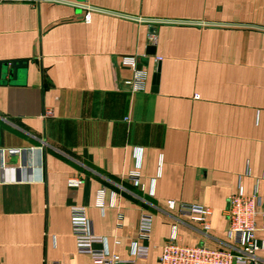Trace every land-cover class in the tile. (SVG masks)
Here are the masks:
<instances>
[{
    "label": "crops",
    "instance_id": "crops-1",
    "mask_svg": "<svg viewBox=\"0 0 264 264\" xmlns=\"http://www.w3.org/2000/svg\"><path fill=\"white\" fill-rule=\"evenodd\" d=\"M126 55L148 69L145 90L122 87ZM19 59L28 67L0 79V149L41 148L42 176L0 154V264H92L77 249L74 205L107 237L96 247L124 259L151 213L150 254L137 264H158L172 237L241 249L229 196L257 193L264 205V0H0V61ZM180 203L211 207L210 229Z\"/></svg>",
    "mask_w": 264,
    "mask_h": 264
},
{
    "label": "built area",
    "instance_id": "built-area-1",
    "mask_svg": "<svg viewBox=\"0 0 264 264\" xmlns=\"http://www.w3.org/2000/svg\"><path fill=\"white\" fill-rule=\"evenodd\" d=\"M85 19L90 20L89 13L86 14ZM150 39L155 41L156 36L152 34ZM121 65L131 70V75L122 80L123 88L130 92L143 91L147 88L149 71L140 64L138 56H123ZM6 151L12 155L22 156L25 163V177L34 179L42 176V166L39 165V161H42V154L37 148L30 150L0 149V154H4ZM129 178L138 185L140 182L139 170L131 172ZM68 184L71 187H79L82 184V178L72 176L68 179ZM97 204L104 206L103 190L98 194ZM168 205L170 208H175L176 202L169 200ZM179 211L200 223L205 230L210 229V218L213 214L211 207L203 204L180 203ZM226 215L228 232L241 249L209 247L205 244H183L172 237L164 244L158 264H264V259H259L257 256L258 251H264V237L258 235L259 231L264 233V205H262L260 196L257 193L248 195L242 190L231 194L228 198ZM258 217L263 218L260 226L257 224ZM71 220L77 249L80 253L89 254L92 257V264H137V260L149 257L150 247L145 241L150 238L153 230L154 217L151 213H142L140 216L138 236L132 245V258L130 259L122 258L118 252L110 251L104 246L96 247L97 243L105 245L107 237L93 232L85 206H72ZM115 243L119 244L120 240L116 239Z\"/></svg>",
    "mask_w": 264,
    "mask_h": 264
},
{
    "label": "water",
    "instance_id": "water-1",
    "mask_svg": "<svg viewBox=\"0 0 264 264\" xmlns=\"http://www.w3.org/2000/svg\"><path fill=\"white\" fill-rule=\"evenodd\" d=\"M148 53L154 54L155 53V46L150 45L148 47ZM29 61L27 59H19V60H12V61H0V79L6 78L10 76L12 78L18 77V72L20 69L28 67ZM160 78V65L158 69L153 74V88L158 89V83ZM39 152H41V148H37ZM42 161H39V165H41Z\"/></svg>",
    "mask_w": 264,
    "mask_h": 264
}]
</instances>
